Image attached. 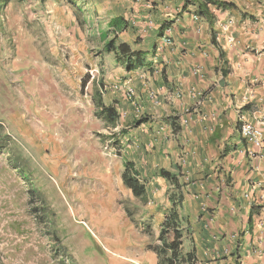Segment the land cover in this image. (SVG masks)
<instances>
[{
	"label": "crops",
	"instance_id": "0c3cea01",
	"mask_svg": "<svg viewBox=\"0 0 264 264\" xmlns=\"http://www.w3.org/2000/svg\"><path fill=\"white\" fill-rule=\"evenodd\" d=\"M224 1L238 10L215 11L218 47L205 21L180 14L183 0H103L79 44L104 49L113 37L108 23L123 17L130 28L120 40L148 53V66L131 72L113 54L99 61L105 86L118 85L104 87L105 104L117 103L130 124L123 157L146 182L160 231L172 210L173 189L159 176L164 169L184 184L180 253H192L197 264H264V149L254 150L238 127L243 118L264 134V0ZM166 22L172 25L159 37ZM142 116L151 120L131 125ZM253 206L262 210L251 218Z\"/></svg>",
	"mask_w": 264,
	"mask_h": 264
},
{
	"label": "rangeland",
	"instance_id": "374dc122",
	"mask_svg": "<svg viewBox=\"0 0 264 264\" xmlns=\"http://www.w3.org/2000/svg\"><path fill=\"white\" fill-rule=\"evenodd\" d=\"M102 1L0 0V264L159 261L155 209L122 182L130 124L96 115L106 53L79 44Z\"/></svg>",
	"mask_w": 264,
	"mask_h": 264
},
{
	"label": "trees",
	"instance_id": "16d2710c",
	"mask_svg": "<svg viewBox=\"0 0 264 264\" xmlns=\"http://www.w3.org/2000/svg\"><path fill=\"white\" fill-rule=\"evenodd\" d=\"M3 1L8 2V0ZM233 10H238V7L232 2L224 0H183L180 14L193 13L200 20L205 21L211 28L212 43L214 46L218 47L216 39L217 34L214 30L218 21L215 11L227 12ZM241 13L243 18L251 17V19H255L254 16H249L244 12ZM171 25L172 22H166L161 25L158 36L162 37ZM129 28V22L125 18L117 17L112 19L108 23V33H112L113 37L110 39L105 37V39L108 40L103 49V53L113 54L117 63H120L127 72L148 66V64L145 63L148 58L147 52L136 50L126 42L120 40L119 34L129 30ZM219 51L221 60H225V52L220 48ZM224 66L226 67V65ZM221 71L224 76H227L228 72H226L223 67ZM87 81L88 80L83 82V87L86 85ZM102 85H99V89L94 90L95 95H93V100L97 108L96 115L106 125L116 127L120 122L121 115L119 113L117 103L114 102L110 105L105 104L103 98L104 87ZM247 109L248 106L243 108V110ZM150 120L151 118L149 116H142L139 120H135L133 122V126L139 127L142 124L148 123ZM176 129L178 130V128ZM1 131L2 127L0 126V132ZM120 133V136H125L128 132L121 131ZM112 143L116 146L120 142L116 141L115 136H113ZM2 147L3 146H1L0 142V149ZM159 176L165 179L168 185L173 189V192L169 194V201L172 205V210L161 223V231L156 242L150 246V249L158 255V264H197L192 253H188L186 255L180 253V249L184 244V235L177 210L183 203L184 197L183 194H181V191L184 184L181 183L179 176L164 169L160 171ZM122 182L124 186L131 191L135 198L148 203L149 198L146 182L140 178L134 162L125 160ZM261 210V207L253 206L251 210V218L254 215H260Z\"/></svg>",
	"mask_w": 264,
	"mask_h": 264
},
{
	"label": "built area",
	"instance_id": "2783aa9c",
	"mask_svg": "<svg viewBox=\"0 0 264 264\" xmlns=\"http://www.w3.org/2000/svg\"><path fill=\"white\" fill-rule=\"evenodd\" d=\"M194 19L198 20L199 18L194 16ZM224 29L227 30L226 28ZM229 39V41L232 42V39ZM164 41L166 44H171L170 38H165ZM115 89H118V85L115 87ZM137 113L140 114V112ZM239 131L241 137L245 140L247 144L251 145L254 150L264 149V134L257 127L245 122L244 119L241 118V120L239 121ZM253 149L250 151L252 157L256 156V153Z\"/></svg>",
	"mask_w": 264,
	"mask_h": 264
}]
</instances>
